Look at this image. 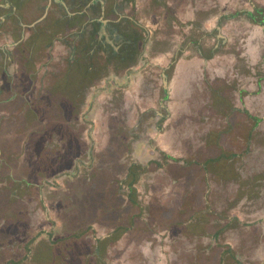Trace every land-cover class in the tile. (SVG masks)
Instances as JSON below:
<instances>
[{
  "label": "rangeland",
  "instance_id": "374dc122",
  "mask_svg": "<svg viewBox=\"0 0 264 264\" xmlns=\"http://www.w3.org/2000/svg\"><path fill=\"white\" fill-rule=\"evenodd\" d=\"M85 1L0 10V264H264V0Z\"/></svg>",
  "mask_w": 264,
  "mask_h": 264
},
{
  "label": "crops",
  "instance_id": "0c3cea01",
  "mask_svg": "<svg viewBox=\"0 0 264 264\" xmlns=\"http://www.w3.org/2000/svg\"><path fill=\"white\" fill-rule=\"evenodd\" d=\"M10 0H0V10H5L6 8H11L12 6V2L9 3ZM59 1V0H58ZM63 1V0H62ZM94 3L91 4V2L87 5V8H84V12H81L79 10H75V13H85L88 12V7H90V5H93ZM64 5L66 6V3H64ZM5 43L3 46H1V50H0V88H15V73L19 72L20 68L18 65L13 64L11 65L9 63L10 59H7L4 56L3 53V48L4 47H8V50L10 51H14L13 56L16 60H18V57L16 56L19 52L16 53L17 50V41L14 39V37H6L5 38ZM14 48L15 50H11L12 48ZM11 48V49H10ZM4 75H2V74ZM3 80H7L8 81V85L5 84V82Z\"/></svg>",
  "mask_w": 264,
  "mask_h": 264
},
{
  "label": "flooded vegetation",
  "instance_id": "af4514ba",
  "mask_svg": "<svg viewBox=\"0 0 264 264\" xmlns=\"http://www.w3.org/2000/svg\"><path fill=\"white\" fill-rule=\"evenodd\" d=\"M31 1V0H30ZM83 1L84 0H78V2H77V4H78V6H77V8L79 9V11H81V12H84V10H82V9H84V8H87V4H89V2L90 1H85V3H83ZM21 3V7L22 6H24V4L22 3V2H20ZM94 5H96L95 3L93 4V6ZM92 6V5H91ZM16 8V7H15ZM91 7H88V10H91L90 9ZM88 13H91V11H89ZM77 14V13H76ZM79 14V13H78ZM84 15V13H81V14H79V15ZM86 23H93L92 21H90V19L88 20V21H86ZM13 50H15L14 48H12ZM0 50H1V48H0ZM7 50H8V47H4L3 48V53H4V56L7 58V59H10V58H12V56H13V53H14V51H10V52H7ZM17 56V55H16Z\"/></svg>",
  "mask_w": 264,
  "mask_h": 264
},
{
  "label": "trees",
  "instance_id": "16d2710c",
  "mask_svg": "<svg viewBox=\"0 0 264 264\" xmlns=\"http://www.w3.org/2000/svg\"><path fill=\"white\" fill-rule=\"evenodd\" d=\"M30 51H31V50H29V53H30ZM21 54H23V56L25 57V59L28 60V56L26 55V54H28V52H23V51H22ZM26 64H27V62H25V64L23 65V69H24V71H22V72H24L26 75L29 76L30 70L27 69V67L25 66ZM20 80H21V79H20Z\"/></svg>",
  "mask_w": 264,
  "mask_h": 264
},
{
  "label": "water",
  "instance_id": "95a60500",
  "mask_svg": "<svg viewBox=\"0 0 264 264\" xmlns=\"http://www.w3.org/2000/svg\"><path fill=\"white\" fill-rule=\"evenodd\" d=\"M47 14H48V12H46L45 15H44L42 18H40V19L36 22V24H37L38 22H41L42 20H44V19L47 17Z\"/></svg>",
  "mask_w": 264,
  "mask_h": 264
}]
</instances>
